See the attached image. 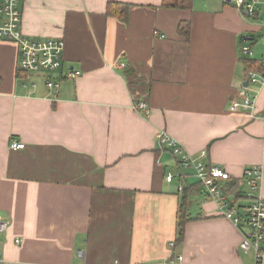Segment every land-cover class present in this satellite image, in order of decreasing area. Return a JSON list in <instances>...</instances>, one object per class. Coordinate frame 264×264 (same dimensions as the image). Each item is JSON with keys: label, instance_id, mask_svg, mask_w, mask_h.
<instances>
[{"label": "crops", "instance_id": "1", "mask_svg": "<svg viewBox=\"0 0 264 264\" xmlns=\"http://www.w3.org/2000/svg\"><path fill=\"white\" fill-rule=\"evenodd\" d=\"M161 3L21 0L22 33L64 49L58 71L25 75L15 45L0 41L1 264H254L239 251L246 227L223 217L191 170L182 191L177 177L166 182L181 170L157 135L204 151L240 196L245 169L259 166L264 199V83L244 86L247 62L264 60L263 10L252 19L236 0ZM114 4L129 5L124 20L108 14ZM139 101L147 118L131 107Z\"/></svg>", "mask_w": 264, "mask_h": 264}, {"label": "built area", "instance_id": "2", "mask_svg": "<svg viewBox=\"0 0 264 264\" xmlns=\"http://www.w3.org/2000/svg\"><path fill=\"white\" fill-rule=\"evenodd\" d=\"M20 5L21 0H0V41L15 45L18 57L17 67L20 73L30 75L58 71L62 65L63 40L54 38L33 39L24 35L21 31L22 11ZM235 5L243 10L247 17L252 19L256 17L262 8V25L264 27V1L236 0ZM242 53L245 56H251L252 54L248 47H244ZM258 67L256 71H248V84L264 83V60L260 62ZM79 75V71L72 70L66 74V78L74 79ZM45 85L49 89H55L59 86L58 82L51 80L46 81ZM241 95L243 96L241 106L252 110V100L245 91H242ZM131 107L145 118L149 116L150 111L145 103L134 102ZM236 107L235 104L233 108L236 109ZM157 139L161 146L170 150L181 170L176 176L168 173L166 182L171 183L177 177L178 190L182 191L183 170H191L193 177L202 186L205 194L217 203L223 217L236 227L242 225L246 227L239 243V251L243 254L253 253L254 264H263L264 199L260 196L261 168L251 166L245 169L243 180L246 190L240 198L246 203L240 205L238 199H229L223 191V184L231 181V175L218 166H208L205 163L207 155L204 151L197 157H192L174 140L169 138L165 132H160ZM10 148L12 150H23L25 145L13 140L10 143ZM6 229L7 224L0 222V232H5ZM15 242L17 244L19 241Z\"/></svg>", "mask_w": 264, "mask_h": 264}, {"label": "trees", "instance_id": "3", "mask_svg": "<svg viewBox=\"0 0 264 264\" xmlns=\"http://www.w3.org/2000/svg\"><path fill=\"white\" fill-rule=\"evenodd\" d=\"M192 0H162L161 7L163 8H177L182 10H189L191 6ZM112 6V5H111ZM116 7V8H115ZM115 8V10H114ZM114 8H109L108 14L110 16H116L118 19L124 20L127 16V12L129 9V5H122V4H114ZM259 13H257V18ZM178 33L180 35L188 37L189 33V24L188 23H181L178 26ZM258 66L256 65L255 61H248L247 62V69L248 71H256L258 70ZM223 191L225 194L230 196H235L237 199L240 197V183L237 181H230L224 186ZM182 222H179L177 227V242L182 240Z\"/></svg>", "mask_w": 264, "mask_h": 264}, {"label": "water", "instance_id": "4", "mask_svg": "<svg viewBox=\"0 0 264 264\" xmlns=\"http://www.w3.org/2000/svg\"><path fill=\"white\" fill-rule=\"evenodd\" d=\"M225 1H228L229 2V0H225ZM246 40V39H245ZM248 85V83H245V85L244 86H247Z\"/></svg>", "mask_w": 264, "mask_h": 264}]
</instances>
